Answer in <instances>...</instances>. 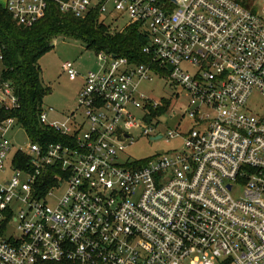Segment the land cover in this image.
<instances>
[{
	"label": "built area",
	"instance_id": "built-area-1",
	"mask_svg": "<svg viewBox=\"0 0 264 264\" xmlns=\"http://www.w3.org/2000/svg\"><path fill=\"white\" fill-rule=\"evenodd\" d=\"M62 12L119 11L147 35L148 62L96 51L77 106L39 121L42 145L0 121V264H264V14L251 0H5L22 26ZM164 78L185 98L179 130L140 83ZM259 100H255L256 96ZM15 101L0 81V105ZM132 127L180 147L121 160ZM22 129L28 142L14 146ZM158 134H160L158 136Z\"/></svg>",
	"mask_w": 264,
	"mask_h": 264
},
{
	"label": "trees",
	"instance_id": "trees-1",
	"mask_svg": "<svg viewBox=\"0 0 264 264\" xmlns=\"http://www.w3.org/2000/svg\"><path fill=\"white\" fill-rule=\"evenodd\" d=\"M58 35L79 39L95 52L105 50L136 63L150 59L142 50L147 35L136 23L112 29L94 10L76 16L60 11L50 2L44 17L30 26H22L0 2V81H7L15 95L11 106L0 105V121L14 117L16 123L42 145L63 138L58 131L39 121L43 97L50 87L43 82L38 59Z\"/></svg>",
	"mask_w": 264,
	"mask_h": 264
},
{
	"label": "rangeland",
	"instance_id": "rangeland-1",
	"mask_svg": "<svg viewBox=\"0 0 264 264\" xmlns=\"http://www.w3.org/2000/svg\"><path fill=\"white\" fill-rule=\"evenodd\" d=\"M255 3V8L259 13L264 14V0H251ZM5 3V0H0ZM102 18V17H101ZM112 29L121 28L126 24L129 17L127 14L113 11L103 18ZM73 62V67L79 72L97 69L100 61L97 59L94 50L86 48L79 39L58 35L53 41V45L44 51L39 59L42 70L43 82L50 87V91L43 97V109L47 112L48 120L61 119L64 114L77 106L76 95L80 87L81 78L76 76L70 78L62 69L64 61ZM2 62L0 58V71ZM140 88L153 99L166 97L169 102V113L172 117H163V123L156 125L155 130L166 132L168 129L179 130L188 122L187 116L180 117L185 108V98L178 86L169 80L154 77L152 80H145L140 83ZM255 100H259L257 95ZM133 142L127 144L123 149L120 159L132 160L151 157L165 151L180 147L179 137L166 136L153 138L155 134L146 135L141 127H132ZM14 146L25 147L28 138L22 129H13L9 133Z\"/></svg>",
	"mask_w": 264,
	"mask_h": 264
},
{
	"label": "crops",
	"instance_id": "crops-1",
	"mask_svg": "<svg viewBox=\"0 0 264 264\" xmlns=\"http://www.w3.org/2000/svg\"><path fill=\"white\" fill-rule=\"evenodd\" d=\"M1 3H2V2H1ZM2 4H4V3H2ZM82 83H83V80H82V78H81V83H80V87H81ZM80 87H79V88H80Z\"/></svg>",
	"mask_w": 264,
	"mask_h": 264
},
{
	"label": "water",
	"instance_id": "water-1",
	"mask_svg": "<svg viewBox=\"0 0 264 264\" xmlns=\"http://www.w3.org/2000/svg\"><path fill=\"white\" fill-rule=\"evenodd\" d=\"M160 134H158V136H159Z\"/></svg>",
	"mask_w": 264,
	"mask_h": 264
}]
</instances>
